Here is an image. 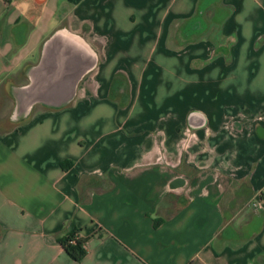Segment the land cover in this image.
<instances>
[{
  "label": "crops",
  "instance_id": "crops-1",
  "mask_svg": "<svg viewBox=\"0 0 264 264\" xmlns=\"http://www.w3.org/2000/svg\"><path fill=\"white\" fill-rule=\"evenodd\" d=\"M17 74L0 264H264V0H0Z\"/></svg>",
  "mask_w": 264,
  "mask_h": 264
},
{
  "label": "rangeland",
  "instance_id": "rangeland-1",
  "mask_svg": "<svg viewBox=\"0 0 264 264\" xmlns=\"http://www.w3.org/2000/svg\"><path fill=\"white\" fill-rule=\"evenodd\" d=\"M11 77L14 78L12 83L10 80H4V78L0 81V130L13 126L15 120L14 111L18 109L15 102V99H17L16 95L19 96L23 92L18 88L17 84L18 82H22L19 74Z\"/></svg>",
  "mask_w": 264,
  "mask_h": 264
},
{
  "label": "trees",
  "instance_id": "trees-1",
  "mask_svg": "<svg viewBox=\"0 0 264 264\" xmlns=\"http://www.w3.org/2000/svg\"><path fill=\"white\" fill-rule=\"evenodd\" d=\"M56 241L59 243L64 253L75 262L80 261L85 255L84 243L86 238L81 237L77 229L58 237Z\"/></svg>",
  "mask_w": 264,
  "mask_h": 264
},
{
  "label": "built area",
  "instance_id": "built-area-1",
  "mask_svg": "<svg viewBox=\"0 0 264 264\" xmlns=\"http://www.w3.org/2000/svg\"><path fill=\"white\" fill-rule=\"evenodd\" d=\"M4 1H6V0H4Z\"/></svg>",
  "mask_w": 264,
  "mask_h": 264
}]
</instances>
